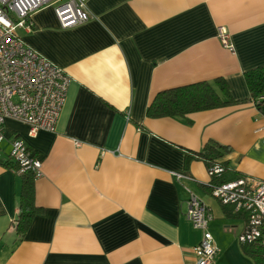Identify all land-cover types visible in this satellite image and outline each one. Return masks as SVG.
Instances as JSON below:
<instances>
[{
  "label": "crops",
  "instance_id": "1",
  "mask_svg": "<svg viewBox=\"0 0 264 264\" xmlns=\"http://www.w3.org/2000/svg\"><path fill=\"white\" fill-rule=\"evenodd\" d=\"M86 10L90 20L62 29L49 5L19 31L71 81L54 132L5 122L0 160L21 139L41 162L40 212L20 239L11 223L21 177L0 164V264H196L202 232L186 218L190 191L212 214L213 264H253L238 241L245 217L211 196L205 163L186 154L213 140L230 147V170L264 180V116L244 77L264 65V0H87ZM218 78L234 103L146 115L157 92L217 88Z\"/></svg>",
  "mask_w": 264,
  "mask_h": 264
},
{
  "label": "built area",
  "instance_id": "2",
  "mask_svg": "<svg viewBox=\"0 0 264 264\" xmlns=\"http://www.w3.org/2000/svg\"><path fill=\"white\" fill-rule=\"evenodd\" d=\"M86 2L0 0V145L4 140V125L8 119L25 124L32 136L39 131L54 132L71 81L62 68L26 44L19 31L31 30L34 13L49 5L53 7L60 28L83 24L91 19ZM219 38L225 48L232 49L228 35L222 28H219ZM10 155L18 164L17 174L32 170L36 178L40 176L41 162L24 141L12 140ZM207 172L211 180L212 176H220L224 169L215 166ZM174 175L178 179L188 177L182 173ZM210 194L222 205L230 207L233 213L245 217V228L238 236L239 243L260 241L264 244V180L241 176L211 185ZM186 218L202 232L194 248L199 254L196 264H213L217 248L207 229L212 214L191 191Z\"/></svg>",
  "mask_w": 264,
  "mask_h": 264
},
{
  "label": "trees",
  "instance_id": "3",
  "mask_svg": "<svg viewBox=\"0 0 264 264\" xmlns=\"http://www.w3.org/2000/svg\"><path fill=\"white\" fill-rule=\"evenodd\" d=\"M244 77L250 94L249 99L258 112L264 116V65L246 71ZM215 84L218 89L209 82L201 81L161 90L150 101L146 109V115L152 118L185 116L191 112L212 109L235 102L230 95L228 85L222 78L216 79ZM220 93H222V96ZM229 152V146L208 140L199 152L186 154V159L188 162L193 158L202 160L207 170L215 166L224 169L220 176L211 177L210 183L207 184V188L210 189L211 185L222 184L241 177L239 173L230 170L228 160H224L225 155ZM0 164L13 171L18 169V164L12 159L11 155L5 160H0ZM19 175L21 177V188L18 199V212L11 224L14 232L21 239L40 209L35 204V173L32 170H26ZM241 245L243 254L249 257L253 264H264V244L257 241Z\"/></svg>",
  "mask_w": 264,
  "mask_h": 264
}]
</instances>
